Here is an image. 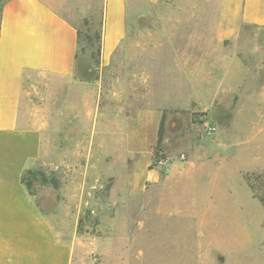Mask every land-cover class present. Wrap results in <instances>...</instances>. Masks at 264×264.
<instances>
[{
  "label": "rangeland",
  "instance_id": "rangeland-1",
  "mask_svg": "<svg viewBox=\"0 0 264 264\" xmlns=\"http://www.w3.org/2000/svg\"><path fill=\"white\" fill-rule=\"evenodd\" d=\"M133 1L107 65L82 55L102 15L82 1L66 13L92 71L25 74L21 117L44 133L37 170L59 183L26 173L29 191L55 208L70 264H264V28L220 39L224 0ZM148 108L156 121L139 126Z\"/></svg>",
  "mask_w": 264,
  "mask_h": 264
},
{
  "label": "crops",
  "instance_id": "crops-1",
  "mask_svg": "<svg viewBox=\"0 0 264 264\" xmlns=\"http://www.w3.org/2000/svg\"><path fill=\"white\" fill-rule=\"evenodd\" d=\"M88 15L102 2L101 63L107 65L128 36L129 3L133 0H5L0 34V264H70L71 247L57 237L56 212L46 197L37 202L22 181L28 170L46 164L44 133L21 117L25 74L75 79L92 71L91 59L78 54V32L68 7ZM150 5L160 0H146ZM234 10L223 1L222 37L236 36L245 26L264 28V0H242ZM136 3V4H134ZM229 6V7H228ZM81 11V10H80ZM82 12V11H81ZM90 63V64H89ZM204 91L205 87L202 86ZM138 110L143 119L157 117V108Z\"/></svg>",
  "mask_w": 264,
  "mask_h": 264
},
{
  "label": "trees",
  "instance_id": "trees-1",
  "mask_svg": "<svg viewBox=\"0 0 264 264\" xmlns=\"http://www.w3.org/2000/svg\"><path fill=\"white\" fill-rule=\"evenodd\" d=\"M5 0H3L0 5V34H1V23H2V12H3V6H4ZM86 26H90L93 24V21L91 19H84L83 20ZM102 31H103V19L101 18V21L99 23L98 28L95 30L94 35L91 33V28H88V33L85 35L84 39L86 41V46L82 49V55H84L86 52L90 53V57L92 61L94 62L95 66H98L101 61V41H102ZM78 32V43L80 47L81 39H80V32L77 29ZM78 47V54L80 56V50ZM163 134H164V117L161 120L159 131H158V141L157 146L160 147L163 142ZM37 170V169H35ZM28 173L30 179L34 178L36 179L39 177L42 184H52L55 189H58L59 183L56 180V178H47V176L42 173L40 170L34 171V170H28L25 172V174ZM25 174L23 175L22 181L29 190V187L27 183L25 182ZM30 192V191H29ZM31 193V192H30ZM260 201L262 202L264 206V196L260 198Z\"/></svg>",
  "mask_w": 264,
  "mask_h": 264
}]
</instances>
